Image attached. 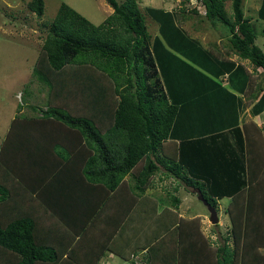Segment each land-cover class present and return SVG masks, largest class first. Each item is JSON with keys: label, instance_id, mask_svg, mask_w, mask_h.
Segmentation results:
<instances>
[{"label": "trees", "instance_id": "obj_1", "mask_svg": "<svg viewBox=\"0 0 264 264\" xmlns=\"http://www.w3.org/2000/svg\"><path fill=\"white\" fill-rule=\"evenodd\" d=\"M106 1L113 12L100 24L65 2L54 19L42 24L47 33L32 72L46 87L45 105L33 102L35 96L29 92L25 105L30 112L21 113L24 107H18L0 145V264H97L106 247L89 249L84 235L92 226L89 222L125 188L131 192L134 209L146 211L139 221L154 225V242L166 237L177 243L175 264H264V131L252 119L239 127L235 111L232 123L224 120L226 112L221 113L225 121L221 125L211 121L218 120L212 114L197 122L193 132L178 134L180 125L187 127V120H196L205 111L191 104L187 109L174 89L185 77L186 89L193 94L190 99L206 100V89L197 80L208 78L221 87L222 75L228 74L232 85L239 74L247 101L230 86L219 90L224 101L240 109L252 103L253 115L263 112L264 50L257 38L264 35V0L257 17L245 11L244 0H231L230 15L228 0H198L221 47L215 42L208 47L201 44L184 28V16L175 12L151 8L146 13L138 0ZM28 7L38 16L45 13L44 0H30ZM149 15L157 20L160 36L153 35ZM234 55L247 60L261 82L257 79L254 84L253 73L237 64ZM179 63L194 68L199 76ZM232 124L238 126L243 146V156L234 162L238 164L220 172L221 167L201 161L200 155L204 160L211 156L212 163H229L225 141L206 150L190 146L191 157L182 154L193 138H225L223 129ZM218 128L221 131L211 133ZM231 170L225 176L231 183L222 189L226 182L218 178ZM157 176L178 184L172 189L165 184V194L157 196L156 207L150 208L144 197ZM180 186L213 207L229 196L226 212L232 245L230 237H224L213 247L198 216H180L176 211ZM78 191L94 209L77 229L69 218L75 215L70 209L81 194ZM157 199L166 201L159 213ZM44 214L54 222L47 228L39 218ZM80 252L91 255L90 260L76 259L74 254Z\"/></svg>", "mask_w": 264, "mask_h": 264}, {"label": "rangeland", "instance_id": "obj_2", "mask_svg": "<svg viewBox=\"0 0 264 264\" xmlns=\"http://www.w3.org/2000/svg\"><path fill=\"white\" fill-rule=\"evenodd\" d=\"M30 0H0V138L5 136L9 128V123L18 112V107H24L23 112L29 113L30 109L26 108L25 102L29 99V92L35 96L33 102H38L40 105H45L46 87L36 80L33 76V66L40 52L41 46L44 43L46 29L42 27L44 22H49L54 19L60 4L65 2L78 12L88 18L95 24L102 23L106 17L113 12L112 6L106 0H44L45 13L38 16L28 7ZM122 1V0H118ZM140 7L145 11L151 8L164 9L169 12H175L183 18V26L188 34L198 39L201 44L208 47L210 42L216 45H222L218 33L204 18L205 8L198 0H138ZM262 0H244L245 11L257 17V12L260 9ZM196 9L198 13L193 12ZM227 13L231 14V0L226 2ZM153 15L148 17L150 29L153 35H158V22L155 21ZM221 41V42H220ZM257 44L264 50V35L257 38ZM174 54L180 58L187 60L180 52H175L169 48ZM235 58V55L233 56ZM239 59V58H237ZM236 60V59H235ZM237 61V60H236ZM253 73L252 82L257 84V79L260 76L253 66L245 61L244 63ZM207 69V67H203ZM211 70L213 66L210 67ZM260 74V73H259ZM224 77L220 78V80ZM224 81H221L223 83ZM28 83H30L28 85ZM225 105L219 107L210 106L213 111L223 110L227 113V118L224 120L234 122L235 117L231 115V104L225 101ZM235 106V105H234ZM207 107V106H206ZM236 107V106H235ZM26 108V109H25ZM234 110V109H233ZM264 111V110H263ZM250 119V118H249ZM259 126L264 131V113L261 121L258 120ZM154 188L159 192L162 191V186L165 184L158 179H155ZM167 189H172L178 183L176 180H167ZM170 181V182H169ZM158 185V186H155ZM188 189V188H187ZM181 192L178 195L182 199L181 216L188 218L189 216L199 213L201 228L211 241L213 247H218L222 244L224 237L231 236V221L226 208L229 205L230 198H224L215 206L219 221L218 225L210 220L209 206L199 198V195H192L185 190V187L180 186ZM165 194L164 192L162 195ZM162 209L166 203L165 200L160 201ZM230 237L229 243L232 245ZM155 246V243H154ZM264 254V249H262ZM112 264V263H111ZM113 264H125L122 260L116 257Z\"/></svg>", "mask_w": 264, "mask_h": 264}, {"label": "crops", "instance_id": "obj_3", "mask_svg": "<svg viewBox=\"0 0 264 264\" xmlns=\"http://www.w3.org/2000/svg\"><path fill=\"white\" fill-rule=\"evenodd\" d=\"M238 57L235 56L234 59H236L237 64H244L245 61L247 60H242V59H237ZM178 62V60H176ZM248 62V61H247ZM179 65H182L183 67H186L187 69L189 68V71L195 76H199V74L197 73L196 70H194V68L187 66L184 63H179ZM245 65V64H244ZM246 66V65H245ZM202 67H205V65H202ZM247 67V66H246ZM249 69V68H248ZM251 71V70H250ZM187 75V74H186ZM175 78V77H173ZM232 80L234 81L233 84L231 85V81L228 79V74H225L224 77L221 79V81H224L223 83H221V87L212 83L211 79L208 80V78H203L200 80L196 81V84L200 87V88H205L206 89V96H204L203 98H205L206 100H200V98L202 97H194L192 99H190L193 94L190 93V90L186 89L188 88L187 86H185L186 82V78L183 77L181 82L180 80H176L178 82V86L175 85L174 89L175 91L178 93V97L179 99H184V101L182 100L183 103H187L185 104V107L188 109V106L191 104L193 105V107H195V109H203L202 113H198V116L196 120L190 119L187 120V127L186 125L182 124L179 126L178 129V134H185L187 132V130L189 132H193L194 130V126L196 124H198L199 122H201V119H205L207 117H212L214 114V118H217V122H215L213 119L211 121H213L214 123H217L218 125H221L222 123H224L225 121L222 120L221 117V113L225 112L223 110H216L213 111L210 109V106H215L216 108L219 107L220 105H225L226 102L224 101V93L222 91H219L220 89L223 88H229L232 87L233 92L238 96V97H243V100L246 102L247 100L245 99L244 94L242 93V88H243V79L241 78V76L239 74L236 75L235 79L232 78ZM174 81V82H176ZM181 82V83H180ZM220 87V88H219ZM231 89V90H232ZM237 91V92H236ZM203 94V93H202ZM201 95V94H200ZM202 96V95H201ZM224 101V102H219V101ZM228 103L231 104L230 109H234L233 111H231V115L233 116V114H236L239 117L238 119V126L241 127L242 123L246 120H254L256 123L259 124L258 120L261 121L262 119V114L264 113L261 112L259 114L253 115L252 114V110H253V105L252 103L246 104V107L244 109H240V106L235 107L234 103L231 101H227ZM202 103V106H201ZM237 103V102H236ZM206 104V105H205ZM205 105V107H204ZM207 106V107H206ZM188 113V112H187ZM233 113V114H232ZM189 114V113H188ZM190 117V114L188 115ZM14 118V117H13ZM12 118V119H13ZM250 118V119H249ZM184 121V119H183ZM195 121V122H194ZM205 122H207L206 120H204ZM209 121V122H211ZM198 122V123H197ZM11 123V121H10ZM9 123V126H10ZM235 125H231V127L229 128H224L223 129V133L225 138H219L220 136H218L217 138H219L218 141H216L215 139H210L208 137V139H205L206 141H202L200 139H195L194 138L192 140H190L189 142L191 143H187L188 145L186 147H184V149L182 150V154L186 157L190 156L191 157V153L189 152V147L190 146H194L196 149L199 150V148H203V149H207L208 147L212 148L213 146L215 147L216 143H221L224 141L228 142L226 143L227 145V150L229 153H227L228 155H225V159L229 160V163H223V162H218L215 161V163H212L211 161V156H206L205 160L202 158V156L200 155V159L203 163L207 164L206 162L209 161L210 166H215L216 169L219 167H221L219 169V171L221 172L223 170V168L235 165L236 163L238 164V162L234 163L236 160H238L239 157L243 156V146H242V142H241V134L239 132L236 131V127ZM262 126V125H260ZM9 130V128H8ZM7 132L5 133V136L1 139L0 138V145L3 141V139L6 137ZM220 129H216L214 131H212L211 133H216L218 132ZM221 131V130H220ZM220 135V134H219ZM1 137V136H0ZM186 137H192L191 135L186 136ZM179 139V138H178ZM179 143L180 141L177 140ZM195 141L198 142V144H201L200 147H197L198 145H196V143H194ZM193 149V148H190ZM193 157H195V149H193ZM240 160V159H239ZM222 163V165L220 164ZM229 165V166H228ZM242 165V164H241ZM206 167V166H204ZM234 171L231 170L229 173H223L224 175L218 178V181L221 180L225 181V188L222 189H228V183H231V180L225 178V176H228L226 174H232ZM155 179H158L159 181H161L163 183V180L157 176L155 177ZM173 178H165V184L168 182L167 180H171ZM217 180V178H216ZM156 181V180H155ZM212 181V180H211ZM170 182V181H169ZM157 183V182H156ZM165 184L161 185L162 186V191H165ZM155 186H158L155 184ZM154 187V186H153ZM184 187V186H183ZM80 188H83L82 186H80ZM185 190H187V192L189 194L192 195H197L196 193L192 192L189 188H185ZM193 190V189H192ZM80 192V196H78V200H74V209H70L75 215L73 218H69V221L73 223V225H75V227L78 229L80 228L79 225L83 219H85V216L88 214L89 216L91 215L90 213H92L93 211V206L92 203L89 202L88 200L82 198L83 196V191H78ZM163 192H159L154 188H149L146 193H145V203L150 204V208L152 207H156V201L155 198H157V196H159L160 194H162ZM178 192L180 193V187ZM177 192V193H178ZM131 192L128 188H125L123 191H120L118 193V195L116 196V198L113 199V201L111 203H108L106 205V207L103 208V210L100 212V214H97V216H95V218H90L92 219L89 224H92L91 227H87V234L84 235V242L87 245V247L90 249V247H95L97 249L98 246H105L106 250H104V255L100 258L99 262L97 264H113V262H115L116 257L120 258L122 260L123 263L125 264H130L129 260L126 261V258H131L132 261L134 262V264H175L174 263V255L177 252V243H175L173 240L169 239V238H159L157 240V243L154 242V238H153V230H154V225H152V223L149 221H144V215H146V211L143 209H139L138 211L136 209H134L133 202L131 201ZM224 198H229V196H224ZM222 198V199H224ZM158 200V206H157V211L158 213L160 211H162V207L160 206L162 204V202L160 203V200ZM221 199H218V203ZM155 202V203H154ZM67 203V200H66ZM154 203V204H153ZM166 205V204H165ZM181 205H182V199H181V204L178 210V213L180 214V216L182 215L181 212ZM96 213V212H95ZM139 216V217H138ZM199 216V213H195V215L193 214V216H189L188 218H193ZM142 219V222L139 221V219ZM183 217V216H182ZM185 217V216H184ZM40 221H41V225L45 226L47 228L48 224H52L53 222V218L50 214H44V216H40ZM88 218L85 219V221ZM89 219V220H90ZM38 221V222H40ZM99 235L101 237H99ZM99 238V240H97ZM102 238V240L100 239ZM155 243V246H154ZM100 244V245H98ZM103 244V245H102ZM153 247V248H152ZM88 252V250L86 251ZM91 252V251H90ZM130 255V256H129ZM73 256V254H72ZM87 256H91V255H87ZM85 257V252H80L78 254H74V257L79 258V260H81L82 262L86 263L87 260H90V258ZM73 257V259H74ZM126 257V258H125Z\"/></svg>", "mask_w": 264, "mask_h": 264}, {"label": "water", "instance_id": "obj_4", "mask_svg": "<svg viewBox=\"0 0 264 264\" xmlns=\"http://www.w3.org/2000/svg\"><path fill=\"white\" fill-rule=\"evenodd\" d=\"M204 203L207 204V206H209V210H210V220L212 223L217 224L219 221V217H218V213L217 210L215 208V206H211L206 200H203Z\"/></svg>", "mask_w": 264, "mask_h": 264}]
</instances>
